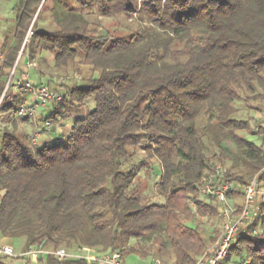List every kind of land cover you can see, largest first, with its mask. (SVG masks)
Here are the masks:
<instances>
[{
	"label": "trees",
	"instance_id": "16d2710c",
	"mask_svg": "<svg viewBox=\"0 0 264 264\" xmlns=\"http://www.w3.org/2000/svg\"><path fill=\"white\" fill-rule=\"evenodd\" d=\"M47 1L19 0L14 8V26L0 41V98L34 19L28 47L52 52L58 68L80 58L98 74L64 85V99L50 104L43 122L57 127L73 117L67 136L33 143L16 123L0 128V240L23 238L25 248L50 252L119 250L124 260L153 253L166 264H195L219 242L224 225L221 201L201 195L212 169L198 126L203 113L205 128L220 143L229 140L245 167L233 172L232 161L225 178L243 187L257 176L264 184V145L239 133L252 128L236 116L235 104L243 93L264 100V0H77L79 11L62 10L57 30H39ZM86 10L135 18L139 27L125 35L99 32ZM6 95L2 112L29 96L10 86ZM91 99L85 115L73 114ZM141 151L160 164L164 202L136 188L147 162H127ZM217 158L232 159L223 149ZM231 196L241 210L243 189ZM197 215L219 218L221 228L208 233L190 224ZM47 255L48 264H95ZM220 264H264L263 200Z\"/></svg>",
	"mask_w": 264,
	"mask_h": 264
},
{
	"label": "rangeland",
	"instance_id": "374dc122",
	"mask_svg": "<svg viewBox=\"0 0 264 264\" xmlns=\"http://www.w3.org/2000/svg\"><path fill=\"white\" fill-rule=\"evenodd\" d=\"M19 0H0V41H2L7 34V32L11 29L12 26H14V20H15V6ZM73 8L74 10L79 11L80 5L77 0H69L67 2H59L58 0H48L46 8L41 11L37 22H36V28H39L41 26L45 27L47 30L55 31L57 30V19H59L61 11L65 9ZM85 17H87L91 22H95V24L98 23V29L99 32H106L109 31L112 34L116 35H125L130 34L135 29L139 27V21L135 18H127L123 15H117L113 17H105L100 16L98 12L95 10H86L84 13ZM45 53L44 59H40V54ZM26 55L29 57L28 61L33 60L36 62L35 66L30 68V74H31V80L34 83L40 82V76L38 75V72L36 69L42 67L41 71L43 74H45V78L43 79V82L47 85H49L51 88L52 83L45 82L47 79H49L50 82H53L57 87L61 86L64 88V91H61V88H53L57 91H61L66 95V87H63L64 85H72L75 82H83L85 78H87L90 75H97L98 72H94L89 65L83 64L80 60V58L77 60L76 64L74 66H70L68 68H58L55 66L54 62V55L50 51H42V52H34L31 47H28L26 50ZM25 57V56H24ZM24 57L22 59H24ZM22 64V60L18 64L17 72L19 73L20 67ZM22 72V71H21ZM11 76V74H10ZM10 76L7 78L5 89L8 85V82L10 80ZM42 83V82H41ZM5 89L3 93L5 92ZM14 92H17L18 94H21V90H16L12 88ZM10 90V89H9ZM2 93V95H3ZM6 95V94H5ZM9 95V94H8ZM12 95V94H11ZM29 95V94H28ZM243 98L236 101V106L238 108V113L236 116L240 119L247 120L250 122L252 130H244L240 131L239 133L242 136L247 137L249 140L254 141L258 144L264 145V131L262 132L261 129L264 130V100H258L253 99L252 94H245L243 93ZM7 96V95H6ZM249 96L251 99L249 101H246V97ZM2 97V96H1ZM5 97V96H4ZM4 99V98H3ZM94 101L91 99L90 101V107L91 109L94 106ZM36 118V117H35ZM34 118V119H35ZM8 117L4 118V122L6 125L2 126L1 128H4L6 126H9L10 128L13 127L14 123L18 124V122L22 121V119H15V120H7ZM40 122V121H39ZM207 125V114L203 113L198 120V126L202 132V139H203V145H204V151L211 159L212 166L218 162H221L226 166L227 169H229L230 166H232V161L234 163H238L237 166L231 167L233 172L240 171L239 169H245L243 163L241 160H237V157L235 158V146L232 145V143L229 140L223 139L220 143L219 140H217L214 137V133L210 131L208 128H205ZM18 127V125H17ZM36 128L38 129V122L36 124ZM53 129V128H52ZM255 132V133H254ZM222 149L229 153L232 159H226L225 161H222L217 158V155L222 151ZM141 159H145L147 162V168L146 171L140 170L139 176L140 178L136 181V188H138L139 191L142 192L143 196L150 200L155 202H164L165 198L160 193V185L158 184V180L160 178V164L156 159L148 158V156L141 151L139 155L133 157L127 164L133 163L138 164ZM235 159L237 162H235ZM206 197L205 194H201ZM208 197V196H207ZM237 199V197H234ZM262 199H258V202H260ZM221 207V204H220ZM199 223L202 229L206 230L208 233H213L215 228H221V221L219 218H209V217H201L200 215H197V218L195 221H193V224ZM21 245L24 243V239H20ZM18 240L15 242V249L18 251ZM215 247V246H213ZM59 248L66 247L61 246ZM67 250V249H66ZM157 257V255L150 253L147 256H144L142 254H136L132 253L125 257V264H153V259ZM163 259V258H161Z\"/></svg>",
	"mask_w": 264,
	"mask_h": 264
},
{
	"label": "built area",
	"instance_id": "2783aa9c",
	"mask_svg": "<svg viewBox=\"0 0 264 264\" xmlns=\"http://www.w3.org/2000/svg\"><path fill=\"white\" fill-rule=\"evenodd\" d=\"M144 0H138L141 4ZM34 21L28 28L24 38L22 47L10 76L8 85L0 98V128L6 123L3 121L5 117H12L16 119L29 118L34 119L41 107L50 105L51 103H58L64 99L65 94L61 91L50 88L45 83H34L31 80L30 68L34 67L36 62L28 61L27 69L18 73L16 68L18 63L26 55L28 46L32 43L34 36ZM4 58V54L0 52V60ZM14 88L29 94L27 98L21 101L17 106L8 112H2V100L6 94L7 89ZM50 122H42L38 126V131L32 136L33 143H37V135L41 132H50L52 130ZM227 168L221 162L212 166L208 177L200 184L201 192L206 195L216 197L221 201V210L224 216L223 232L219 242L215 247L207 249L201 256H199L195 264H220L221 260L226 256L230 245L236 237L239 230L247 223L252 222L256 216V207L258 199L264 201V184L260 182L257 176L245 186H241L238 182L232 179H226ZM243 189L244 199L243 207L238 209L235 198L231 196L235 192ZM195 205V203H192ZM45 250L38 248H29L23 255H36L44 253ZM0 253L8 256H16V252L11 245L0 243ZM56 255L60 260L66 258H83L95 264H125L123 254L119 250L109 251L106 253H97L89 248H84L80 252L70 253L63 248L56 251L48 252ZM153 264H166L160 257L153 259Z\"/></svg>",
	"mask_w": 264,
	"mask_h": 264
},
{
	"label": "crops",
	"instance_id": "0c3cea01",
	"mask_svg": "<svg viewBox=\"0 0 264 264\" xmlns=\"http://www.w3.org/2000/svg\"><path fill=\"white\" fill-rule=\"evenodd\" d=\"M39 30H45V31H50L47 30L45 27L41 26L38 28ZM46 52V51H45ZM45 53H41L40 59H44ZM29 59V57L27 55H25L24 59H22V64L20 67V70L23 72L27 69V60ZM36 71L38 72V75L40 76V82L38 83H44L43 79L45 78V74H43L41 71H45L42 70V67L38 69H36ZM50 79V78H49ZM49 79H47L48 83H52V89L53 88H61V91H64V88H62L61 86L57 87L55 84H53V82H50ZM66 92V90H65ZM55 105H49V106H45V107H41L38 111V114L36 116L35 119H30V120H22L20 122H18V128L21 131L27 132L29 135L34 136V134H36V132L38 131V129L36 128V124L38 122V126L41 122L44 121V119L50 115V113L53 111ZM90 108V103L87 104L86 106H81L77 111L74 110L73 114L74 115H85L88 112V109ZM73 117L71 119H69L66 122L60 123L59 125H57V127L53 126V129L50 132H41L40 134L37 135V143H43V142H52L54 141V139L59 138V137H65L67 136L70 131H71V126H72V121H73ZM40 121V122H39ZM18 239H12L10 237H3L0 240L1 244H5V245H11L15 252H16V256H8L5 254L0 253V264H48L47 260H48V255L49 253H47L48 250H45L44 253H39L36 255H23V253H25L28 248H25V244L23 243L21 245V241L18 240V251H16V247H15V242ZM50 252V251H48Z\"/></svg>",
	"mask_w": 264,
	"mask_h": 264
}]
</instances>
